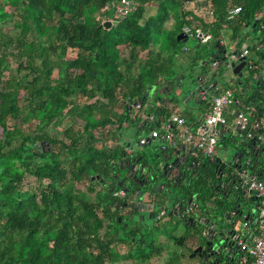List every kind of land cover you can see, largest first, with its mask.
Returning <instances> with one entry per match:
<instances>
[{
	"label": "trees",
	"instance_id": "trees-1",
	"mask_svg": "<svg viewBox=\"0 0 264 264\" xmlns=\"http://www.w3.org/2000/svg\"><path fill=\"white\" fill-rule=\"evenodd\" d=\"M195 1L183 6L181 0H139L127 16L114 18L118 0H0V264H115L119 254L127 250L129 255L135 231L123 219L118 224L112 213L120 201L117 192L123 191L117 183L126 155L117 144L118 134L129 122V106L137 101L136 113L153 119L141 121L133 115L130 123L138 133L146 126L148 135H163L162 126L177 113L174 96L165 90L169 98L160 100V90L171 91L187 60L190 69L202 67L209 52L200 56L187 50L176 36L187 28L186 39H196L198 31L209 35L212 48L227 31L237 49L244 45L254 51L259 46L254 52L263 68L246 63L248 82L256 83L250 78L264 71V0H199L204 8L198 12L189 10ZM150 4L156 5L155 15L146 16ZM172 7L178 12L176 31L163 28ZM233 8L238 12L228 19ZM103 21L113 24L104 30ZM246 30L257 38L249 39ZM212 57L217 59L216 54ZM233 84L240 89L236 80ZM148 87L153 88L154 103L142 113ZM262 88H247L244 99L231 96L235 110L250 113V124L264 111ZM227 109L216 146L226 133L236 136L235 157L229 163L234 178L240 182L237 173H244L264 181V148L255 141L264 132L249 130L252 138H246L244 132L231 130ZM208 112L205 105L196 118L188 112L178 115L189 127ZM191 158L197 174L187 178L183 189L193 203L202 205L201 213L221 218L226 191L212 189L217 175L213 165L221 162L215 156L212 161ZM79 184L83 191L75 188ZM165 187L177 191L170 182ZM233 194L244 198L251 221L258 200L240 187ZM184 242L175 243L182 249ZM151 257L142 255L140 264ZM231 258L227 264H240V258L251 263L243 251L236 250Z\"/></svg>",
	"mask_w": 264,
	"mask_h": 264
},
{
	"label": "rangeland",
	"instance_id": "rangeland-1",
	"mask_svg": "<svg viewBox=\"0 0 264 264\" xmlns=\"http://www.w3.org/2000/svg\"><path fill=\"white\" fill-rule=\"evenodd\" d=\"M155 4H150L145 8V13L147 15H155ZM169 14H170V20L164 25L163 28L166 30H173L176 31L177 23H176V15L177 10L175 8H168ZM114 17V15H113ZM98 20H102L101 16H96ZM104 22V21H103ZM113 24L112 21H108ZM245 33H248L249 39L255 40L257 36H254L253 34H250L248 30L245 31ZM251 40L246 41L248 45L251 44ZM209 44H199L196 39L188 38L186 42L184 43V47L189 50L193 49L194 52H196L198 55L202 56L203 53H205L208 49ZM228 50V49H227ZM204 59V64L202 67H195L190 69L188 60L186 61L185 65L186 67L185 71L182 73V77L179 80L178 83L174 84L173 87H171V91L174 93V91H177L180 94V97L175 96L174 100L176 101L177 108L176 110H179V112H188L191 117L195 116L196 111H186V108H190L195 103V96H190L192 92H195L199 86L197 78L200 80H204L206 83L210 81L211 77H213V81L216 82V90L218 93H223L224 91H229L231 96H237L240 95V90L236 89L237 87L233 84L234 77L231 76L230 72L226 70L224 67H211L210 65V58L207 56ZM246 63L253 62L256 66L259 68H263V63L259 60V56L254 51H250L249 54L246 56ZM245 68V67H244ZM261 73H264V71L261 70ZM263 80H264V74H261ZM248 78L249 74L246 72L245 69L242 70V76H241V85L240 88H252L254 87V82H250L248 84ZM252 81L254 80L253 77L250 78ZM170 91V92H171ZM172 95V94H171ZM170 95V96H171ZM162 96V95H161ZM169 96V97H170ZM152 97L146 103L141 107L140 112L144 113L146 112L147 105L153 104ZM133 104V103H132ZM131 104V105H132ZM132 115V111L128 112V119L129 122L122 128L121 132H119L118 135H121V137L118 139L117 144L118 146L122 145V143H129L132 147V152L138 153V154H150L152 151H157V148H155V143L152 141L149 146H140L139 140L145 139L148 135V129L145 126L144 133H138L136 131V128L134 125L130 123V116ZM229 135V133H226L225 140L218 142L216 149H215V158L219 160L221 163H230L232 156L236 153V145L238 143V138L232 137ZM157 141V140H156ZM43 147V146H41ZM27 182H31L30 179H26ZM76 189L83 191L84 185L79 184L75 186ZM99 186H96L95 189H98ZM172 193L174 192L173 189ZM193 204H196L194 202ZM192 204V205H193ZM167 207V206H166ZM199 210H202V205L198 203ZM249 211L253 208V202H249ZM159 213V209L155 210V214ZM246 214V212H245ZM244 214V215H245ZM203 216H205L203 214ZM209 216H214L211 214H208L207 217L204 218V220H207ZM219 218V216H218ZM220 219V218H219ZM125 221H127L130 225L137 227L139 232L143 234L141 238L140 244L135 243L131 246V250L129 251V257L132 258V264L134 263H142L141 257L144 254H148V257L152 254L153 257L149 258L148 261H144V264H198V259L196 257H190L191 252H187V249H191V244H194L195 246H204L205 243L208 242V237L202 236L203 226H197L196 228L193 227H184L182 224H180L179 220L173 216L168 215L167 212L164 216H162L159 220L154 218L153 220H149L148 218H145L144 225L140 223L135 222V219L132 217L124 218ZM211 221H215L211 219ZM218 222V221H215ZM242 220H238L237 227H236V233L242 232ZM220 226V225H219ZM216 227V226H215ZM215 230V229H214ZM178 239H185L186 243L184 242L186 247L178 248L176 243ZM141 245V246H140ZM185 248V249H184ZM120 252L122 250L118 248ZM149 252L151 254H149ZM127 250L123 252L122 254H119L116 263L115 264H131L129 261H126ZM159 254V257H157Z\"/></svg>",
	"mask_w": 264,
	"mask_h": 264
},
{
	"label": "built area",
	"instance_id": "built-area-1",
	"mask_svg": "<svg viewBox=\"0 0 264 264\" xmlns=\"http://www.w3.org/2000/svg\"><path fill=\"white\" fill-rule=\"evenodd\" d=\"M139 0H118L117 4L113 7L114 18H124L127 16ZM183 6L188 4V0H181ZM238 12V8H233L227 13V18H231ZM182 34L189 35L187 28L182 29ZM195 37L200 43H206L210 37L209 35L200 34L195 31ZM259 46L254 45V51H258ZM249 50L243 46L238 52V57H245L249 54ZM234 56H228L226 64H221L226 70L228 64L234 61ZM219 64V63H218ZM216 62H212L211 66L215 67ZM246 65V63H245ZM210 86H207V88ZM212 89V88H211ZM215 92L210 98L209 112L199 122L192 126H185L183 119L177 114L172 113L167 122L162 126L163 137L169 142L171 147L175 148L176 140L188 146L192 157L199 155L202 159L212 161L215 156V146L218 141V132L226 126L225 109L228 110L227 114L232 117L230 129L237 132H244L246 138H252L249 130L264 132V111L261 118L257 122L250 124V113L241 110H235V102L231 98L230 92L218 93L216 88L212 89ZM204 94L198 93L200 101L204 100ZM133 110L134 117L139 118L141 121H152L153 119L148 116L136 113L139 109L138 103L130 106ZM250 127V129H249ZM158 136L157 132H151L146 138L153 140ZM145 139L139 140V145L143 146L147 143ZM255 141L264 148V133L258 134ZM240 177V186L244 189V193L249 196L252 195L258 200V207L251 221L245 220L242 223V232L236 233L234 236L235 249L246 253L250 264H264V181L257 180L253 175H246L244 173H237ZM123 195L122 191L117 192V197ZM158 217V216H157ZM156 217V218H157ZM240 264L245 263L244 258H240Z\"/></svg>",
	"mask_w": 264,
	"mask_h": 264
},
{
	"label": "flooded vegetation",
	"instance_id": "flooded-vegetation-1",
	"mask_svg": "<svg viewBox=\"0 0 264 264\" xmlns=\"http://www.w3.org/2000/svg\"><path fill=\"white\" fill-rule=\"evenodd\" d=\"M162 88L164 89V87ZM151 93H153V90ZM129 111H132L133 114L132 109H130ZM133 118L134 117L131 115L130 119ZM153 155V153L144 155L126 151V155L123 156L121 164L123 173L122 177L117 183L118 187H123V195L119 197V203H115L112 208V213L116 214L119 217L117 218L118 224L120 222L122 223L121 219H123L124 223H127L124 218L133 217L136 223L140 221V223L145 226V218L153 220L158 216L156 219L159 220L166 214V212L169 216H175L179 220L180 224H182L184 227L189 226L196 228L197 226L201 225L203 226V230H206L208 232L210 231L209 229L212 224L217 223L215 221H218V224L216 226L222 225V223L225 222V219H219L218 217L212 216H209L207 220H204L207 215L203 216V213H201L199 210L198 203L193 204L194 198L188 197L185 190L183 189L184 184L187 183V178L193 174H197V163L194 159L187 156L185 159H183V163L173 171L170 172L168 169H166L164 172H162L159 169V161L157 162L156 159L153 158ZM161 155L162 154L159 153L158 156L161 157ZM138 158L140 159L138 160ZM213 166L217 175L215 177L214 183L212 184V189L215 191H218L219 189L226 191L224 193V196L226 198L225 211L226 213H233L232 211H230L231 207H233V204L231 202L232 194L234 191H237L239 187L240 190L243 191V189L239 185V181L234 178L235 170L234 168H231L229 163L225 164L215 162ZM163 173L165 174V176L169 174L168 177L163 178L161 176ZM152 174L159 176L160 181H163L164 185L161 187H157L154 186L152 182L150 183L148 178L149 175ZM169 180H171L172 185L176 186L175 188L177 189V191L174 190V192L172 193L171 188L165 187V183ZM167 190L168 193H165V191ZM190 199V204H188V201ZM163 208H165V210H163ZM157 209H159V213L155 214V210ZM224 217L225 216L223 214L222 218ZM211 219L215 221H211ZM220 220H222V223L220 222ZM132 228L135 231L136 243L140 244L143 234L139 232L137 227L132 226ZM192 245L190 252L198 247L194 244Z\"/></svg>",
	"mask_w": 264,
	"mask_h": 264
},
{
	"label": "water",
	"instance_id": "water-1",
	"mask_svg": "<svg viewBox=\"0 0 264 264\" xmlns=\"http://www.w3.org/2000/svg\"><path fill=\"white\" fill-rule=\"evenodd\" d=\"M110 27V22L104 21L102 28L104 30H108ZM177 41L181 40L183 43L186 42V37L184 36V34H179L176 36L175 38ZM217 51H219L220 54V58H219V62L221 64H226V60L228 56H234V61L230 62L228 64V71L230 72L231 76L234 77V80L237 81V86L241 85V76H242V70L245 67V63H246V59L245 57H238V53L236 50L228 52L226 49L221 48L220 46L215 47ZM184 48L182 47L181 50H183ZM213 54H208V57L210 58V60H213L214 58L212 57ZM254 79V78H253ZM199 83V86L197 88V90L195 92H192L190 94V96H193L196 92L198 93H203L204 96H206V94L209 92V90H212L214 88H216V82L213 81V77H211L209 83L210 84V88L208 87L207 89L202 90L201 88L203 86H207L204 80H202V78L199 80L198 78L196 79ZM248 84H250V82H248ZM256 84V83H254ZM212 88V89H211ZM241 89V88H240ZM153 88L152 87H148L145 90L144 93V97L143 99L145 101H148L150 99V93L152 92ZM164 90H167L168 93H170V90L167 89V87H164ZM248 91V89L246 90ZM245 91V93H246ZM197 93V94H198ZM208 95V94H207ZM136 103V102H135ZM135 103H133L132 105H134ZM138 103V101H137ZM131 109V107L129 108V110ZM121 137V135H118V139ZM147 143L145 145L149 146L151 140H149L148 138H146ZM161 141H163V144L157 148V151H152L151 154L153 153V158L156 159V161H159V169L164 172L166 169H168L170 172L173 171L174 169H176L180 164L183 163V159H185L188 154L190 152H192V150L187 151L186 154L183 156H181V154L184 153V149L181 148L180 150L175 149L174 147H171V145L169 144V142L167 140L164 139V137L162 136ZM124 150L131 152L132 153V147L129 143H122ZM143 145V146H145ZM159 153H161V157L158 156ZM235 157V155L232 156V158ZM140 158H138L139 160ZM136 160V161H138ZM155 173V172H153ZM169 175V174H168ZM165 176V174L163 173L161 176L163 178H167L168 177ZM149 182L153 183L154 186L157 187H161L164 185L163 181H160V177L157 175H149L148 178ZM168 182H170V184H172L171 180H169ZM165 193H168V190L165 191ZM252 200V197L250 198V201ZM191 199L188 201V204H190ZM232 204L233 207H231L230 211L231 212H227L224 213V218H220V219H225V222H221L222 220H220V222L222 223V225L220 226H216L218 224L217 223H213L212 226L210 227V231H204L202 233V236H206L208 237V242L205 243V245L203 247L198 246L197 248H195L191 254L190 257H197L203 264H227L226 261L228 260V263L232 261L231 256L235 253L236 249H235V245H234V236L236 234V227H237V220H242L245 221L247 219V214H245V209H246V205L244 203V198L243 200L236 195V194H232ZM163 210H165V208H163ZM252 213V212H251ZM245 214V215H244ZM234 217V218H231ZM216 226V227H215ZM215 229V230H214ZM211 232V234H210Z\"/></svg>",
	"mask_w": 264,
	"mask_h": 264
},
{
	"label": "crops",
	"instance_id": "crops-1",
	"mask_svg": "<svg viewBox=\"0 0 264 264\" xmlns=\"http://www.w3.org/2000/svg\"><path fill=\"white\" fill-rule=\"evenodd\" d=\"M188 5V4H187ZM188 8V7H187ZM191 8L192 9H194V11L196 12H198V11H201L204 7L202 6V3L199 1V0H196L195 2H193V3H191V5L189 6V10H191ZM166 25V24H165ZM261 28H263V30H264V25L262 24V26H261ZM199 44H208L209 42H210V39L206 42V43H200L198 40H196ZM217 46H220L221 48H224V49H228L227 51L228 52H231V51H234V50H236L237 52H239V50L241 49H237V48H235V42L234 41H231L230 40V38H229V32H227V31H223V32H221V35H220V40H219V42H214V44L212 45V48H210V46H208V49H207V51L209 52V54H216L217 55V59H213V60H210V65L212 64V62H216L217 63V65H216V67H218V63H220L219 62V58H220V54H219V51H217L216 50V48L215 47H217ZM244 45H242L241 47H243ZM212 67V66H211ZM213 68H215V67H213ZM261 74H264V73H259L258 74V77L256 76H254L253 78H254V80H256V87L258 86V87H260L261 85L264 87V80H263V78H262V76H261ZM258 80H261V83L259 84V85H257V81ZM255 82V81H254ZM207 86H210V84L211 83H209V82H207V83H205ZM207 86L205 87V86H203L201 89L202 90H204V89H207ZM240 91V96L242 97V99H244V97H246V94L249 92V91H246L247 89H244V88H241V89H239ZM263 92H264V88H262L261 89ZM162 92L159 94V98H161L160 100H165V99H168L169 97H168V95L166 94V95H164V89H162L161 90ZM245 91H246V93H245ZM164 92V93H163ZM198 92H196L193 96H195L194 98H195V103H194V105L192 106V107H190V108H186V111H196V114H195V117L194 118H196V117H198V112L200 111V109H202V107H204L205 105H209V102H210V98L213 96V95H215V92L213 91V90H209V92L206 94V96L204 97V102H205V105H202V107H200L199 106V98H198V94H197ZM173 95L174 97L175 96H178V97H180V94L177 92V91H174V93L171 91L170 93H169V96L170 95ZM154 95V93H151V95H150V97H152ZM162 95V96H161ZM243 101V100H242ZM176 105V104H175ZM169 107H170V105H169ZM177 108V106H175V109ZM176 112H177V114H179V115H181V113H182V111L181 112H179V110H176ZM147 137V136H146ZM161 139H162V134L161 135H158L155 139H153V140H151V142L152 141H154V143H155V148H159L162 144H163V141H161ZM157 140V141H156ZM150 142V143H151ZM176 142V145H175V149H177V150H180L181 148H183L184 149V153L183 154H181V156H184L185 154H186V152L187 151H190V148L188 147V146H186V145H184L183 143H181L180 141H175ZM188 157H192L191 156V152L188 154ZM251 197V196H250ZM246 220H248V219H246ZM192 245V244H191ZM193 246V245H192ZM197 258V257H196ZM198 259V258H197ZM198 262V264H203L200 260H198L197 261Z\"/></svg>",
	"mask_w": 264,
	"mask_h": 264
}]
</instances>
